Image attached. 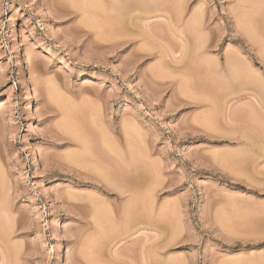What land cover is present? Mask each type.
<instances>
[{
  "label": "rangeland",
  "instance_id": "374dc122",
  "mask_svg": "<svg viewBox=\"0 0 264 264\" xmlns=\"http://www.w3.org/2000/svg\"><path fill=\"white\" fill-rule=\"evenodd\" d=\"M83 1L0 0V264H264V0Z\"/></svg>",
  "mask_w": 264,
  "mask_h": 264
},
{
  "label": "bare ground",
  "instance_id": "6f19581e",
  "mask_svg": "<svg viewBox=\"0 0 264 264\" xmlns=\"http://www.w3.org/2000/svg\"><path fill=\"white\" fill-rule=\"evenodd\" d=\"M84 1H88V0H84ZM84 1H83V4H84ZM89 1H90V0H89ZM91 1H92V0H91ZM155 1H156V0H155ZM56 2H57V1H56ZM58 2H59V1H58ZM58 2H57V4H58ZM93 2H94V1H93ZM98 2H99V1H98ZM59 3H60V2H59ZM61 3H62V1H61ZM73 3H74V2H73ZM76 3H77V1H76ZM79 3H80V2H79ZM87 3H88V2H87ZM99 3H100V5H98ZM99 3L97 4V5H98L97 7H98V8L100 7L102 11H107V12L109 11L110 14H111L112 12H116V13L118 12V13H119V11H120V5L123 6L122 4H119V3H120V0H104V1L101 0ZM121 3H122V2H121ZM152 3H154V0H148L147 6L150 7V5H151ZM63 4H64V2H63ZM89 4H90V3H88V5H89ZM59 5H60V4H59ZM90 5H91V4H90ZM77 6H78V5H77ZM77 6H75V7H77ZM80 6H81V5H80ZM83 6H84V5H83ZM92 6H93V4H92ZM151 6L153 7V4H152ZM81 7H82V6H81ZM88 8H90V7H88ZM94 8H95V7H94ZM94 8H93V10H95ZM98 8H96V10H97ZM121 8H122V7H121ZM83 9H85V8H82V12H83ZM87 10H89V9H87ZM121 11H122V10H121ZM89 12H90V11H89ZM89 12H86V11H85V14H86V13H89ZM91 12H92V11H91ZM83 13H84V12H83ZM105 13H106V12H105ZM118 13H117V14H118ZM106 14H107V13H106ZM119 15H120V13H119ZM136 15H138V14H136ZM89 16H90V15H89ZM112 17H113V16H112ZM116 18H117V17H116ZM135 18H140V17H139V16H138V17L136 16ZM108 19H109V18H108ZM113 19H115V18H113ZM113 19H112V20L110 19L112 22L109 21V23H111V25H112V23L114 22ZM121 20H122V19H121ZM107 21H108V20H107ZM117 22H118V21H117ZM119 22H120V21H119ZM121 22H122V21H121ZM133 22H134V21H133ZM134 23H135V22H134ZM113 24H114V25H112V26H115V25H116L115 23H113ZM133 26H135V25H133ZM197 28H198V27H197ZM145 33L148 34L146 31H145ZM151 38H152V37H151ZM231 57H232V56H231ZM229 58H230V56H229ZM229 58H228V59H229ZM233 58H234V57H233ZM229 60H232V59L230 58ZM236 60H237V59H236ZM232 61H233V60H232ZM230 62H231V61H230ZM226 63H227V62H226ZM228 63H229V61H228ZM19 64H20L19 61H17V62H16V65L19 66ZM229 64H230V63H229ZM226 66H228V67H226ZM226 66H225V67H226V69H227V68H229L230 65L226 64ZM28 67H29V66H28ZM29 72H30V70H29ZM261 83H262V82H261ZM263 87H264V85H263ZM52 94H53V93H52ZM49 95H50V93H49ZM54 95H55V94H54ZM53 98H54V97H53ZM28 148H29V146H28ZM32 160L34 161V163H37V162H38L37 159H36L34 156H33V159H32ZM111 186H113V185H111ZM125 189H126V188H125ZM127 190H128V189H127ZM129 192H130V190H128V193H129ZM132 192H133V191H131V193H132ZM120 193H121V192H120ZM123 193H124V192H123ZM125 193H127V191H126ZM134 195H135V194H134ZM134 195H133V196H134ZM135 196H136V195H135ZM136 198H137V197H133V198L131 199V202L128 200L129 203H128V205L126 204L127 207H126V206H125V207H126L127 209H129V207L131 206V205H130L131 203H132V207H133V204H134L135 202H137V199H136ZM128 206H129V207H128ZM134 206H135V205H134ZM132 207H131V208H132ZM131 208L129 209V211L131 210ZM133 208H134V207H133ZM127 209H125V210H127ZM123 210H124V208H123ZM125 214H126V213H125ZM126 216H127V215H126Z\"/></svg>",
  "mask_w": 264,
  "mask_h": 264
}]
</instances>
